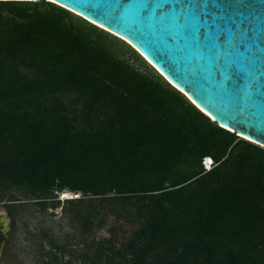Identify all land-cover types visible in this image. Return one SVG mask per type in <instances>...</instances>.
<instances>
[{
	"label": "trees",
	"instance_id": "trees-1",
	"mask_svg": "<svg viewBox=\"0 0 264 264\" xmlns=\"http://www.w3.org/2000/svg\"><path fill=\"white\" fill-rule=\"evenodd\" d=\"M63 192L80 237H108L75 254L43 233L41 264H264L263 148L81 17L0 2V203L14 218L13 194L46 211Z\"/></svg>",
	"mask_w": 264,
	"mask_h": 264
},
{
	"label": "water",
	"instance_id": "water-1",
	"mask_svg": "<svg viewBox=\"0 0 264 264\" xmlns=\"http://www.w3.org/2000/svg\"><path fill=\"white\" fill-rule=\"evenodd\" d=\"M45 1L131 46L220 128L264 149V0Z\"/></svg>",
	"mask_w": 264,
	"mask_h": 264
},
{
	"label": "rangeland",
	"instance_id": "rangeland-1",
	"mask_svg": "<svg viewBox=\"0 0 264 264\" xmlns=\"http://www.w3.org/2000/svg\"><path fill=\"white\" fill-rule=\"evenodd\" d=\"M73 98L69 95L63 97L65 102ZM204 163L209 167V161ZM13 195L23 201L25 208L12 218L4 207L6 201L0 203V226L5 234V242L0 250V264H41L42 259H49L45 252H49L50 247L44 242L43 233L52 235L75 254L84 250V244H95L108 237L107 229H103L85 240L82 239L62 212L64 196L57 197L60 205L56 209L43 211L32 206L20 193ZM68 259L69 256L65 255L63 261Z\"/></svg>",
	"mask_w": 264,
	"mask_h": 264
},
{
	"label": "built area",
	"instance_id": "built-area-1",
	"mask_svg": "<svg viewBox=\"0 0 264 264\" xmlns=\"http://www.w3.org/2000/svg\"><path fill=\"white\" fill-rule=\"evenodd\" d=\"M205 161H209V167L206 166V164L204 163ZM203 166H204L205 171H209L213 167V163L211 160L204 158L203 159ZM60 196H64L63 199H65V200L66 199H78L81 197L80 194L76 195V194L70 193V192H63L60 194Z\"/></svg>",
	"mask_w": 264,
	"mask_h": 264
},
{
	"label": "flooded vegetation",
	"instance_id": "flooded-vegetation-1",
	"mask_svg": "<svg viewBox=\"0 0 264 264\" xmlns=\"http://www.w3.org/2000/svg\"><path fill=\"white\" fill-rule=\"evenodd\" d=\"M0 238H1V240H0V250H1V248L5 242V234H4L2 226H0Z\"/></svg>",
	"mask_w": 264,
	"mask_h": 264
},
{
	"label": "clouds",
	"instance_id": "clouds-1",
	"mask_svg": "<svg viewBox=\"0 0 264 264\" xmlns=\"http://www.w3.org/2000/svg\"><path fill=\"white\" fill-rule=\"evenodd\" d=\"M207 159H209V160H211L210 158H207ZM212 161V160H211ZM213 163V162H212Z\"/></svg>",
	"mask_w": 264,
	"mask_h": 264
}]
</instances>
